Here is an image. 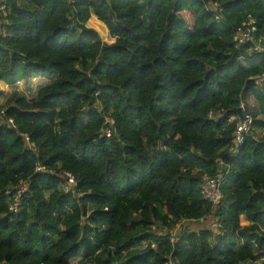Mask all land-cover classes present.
Masks as SVG:
<instances>
[{"label": "trees", "instance_id": "16d2710c", "mask_svg": "<svg viewBox=\"0 0 264 264\" xmlns=\"http://www.w3.org/2000/svg\"><path fill=\"white\" fill-rule=\"evenodd\" d=\"M6 2L0 82L51 83L0 107V264H264V53L234 42L249 18L264 37V0ZM242 102L255 131L232 156ZM201 219L217 232H172Z\"/></svg>", "mask_w": 264, "mask_h": 264}, {"label": "built area", "instance_id": "2783aa9c", "mask_svg": "<svg viewBox=\"0 0 264 264\" xmlns=\"http://www.w3.org/2000/svg\"><path fill=\"white\" fill-rule=\"evenodd\" d=\"M69 1H74V0H69ZM211 9L216 10L218 7V4H212L210 5ZM7 2L6 0H0V34H5L6 31L2 27V18L7 17ZM219 19V18H218ZM244 28L241 29L234 37V42L240 46L241 44L245 43H250L253 45L251 47L252 50L258 51L260 53H264V37H257V27H256V21L253 18H249L246 23L243 24ZM237 46V47H238ZM252 80L255 83V86L257 87H262L264 88V73H260L252 78ZM240 108L243 110L245 113V116L239 120L237 123V128L234 133V138H233V152L232 156H236L238 154L239 149L244 145L245 140L247 137L251 135L252 132L255 131L254 127V119L252 115H250L247 111L246 103L242 102ZM11 124L13 123V120H10ZM107 123H113L110 120H107ZM107 136L111 135V131L107 129L106 131ZM28 140V139H27ZM29 141V140H28ZM221 166L223 167L224 162H220ZM38 172L42 173L44 172V168L39 167ZM63 179H65V188H67L66 185L68 184H76L75 178L72 174L68 172H64L62 175ZM226 174L224 173H219L216 176H208L205 175L202 178L200 190L203 198L209 202L214 210H216L222 202L223 195H222V184L225 181ZM30 183L27 182H21L18 186L14 188V190H7L6 195L9 198V213L10 214H16L18 213L21 209V198L24 196V194L28 191ZM186 221H183L181 223H184ZM200 223H205L206 220L201 219L199 221ZM179 223L177 227L181 225ZM175 228V229H176ZM179 230V229H178ZM177 230V231H178ZM176 235V234H175ZM175 241V237H171V242L173 243ZM143 246L146 248L148 246L147 243H143ZM153 247H155L153 245Z\"/></svg>", "mask_w": 264, "mask_h": 264}, {"label": "rangeland", "instance_id": "374dc122", "mask_svg": "<svg viewBox=\"0 0 264 264\" xmlns=\"http://www.w3.org/2000/svg\"><path fill=\"white\" fill-rule=\"evenodd\" d=\"M96 21L98 23H101L102 26L97 24ZM87 27L97 31L100 34V37L104 43L113 44L115 42V39H113L110 36V32H109L107 26L105 24H103L102 22H100L96 16L93 17V15H92L90 21L87 23ZM50 83H51L50 80H47L45 78H38V79H34V80H25V81L20 82L19 84H17L16 86H13V87L7 86L4 89L5 91L0 89V91L4 92L3 96L0 98V107L4 106L7 102L8 97L15 92H17L21 96L27 98L29 101H33L36 98L38 91L41 88H43L44 86L49 85ZM0 84H3V82H0ZM247 102L250 106H252V107L256 106L257 107L256 99L253 96H249L247 99ZM82 118H84V117H82ZM75 185L76 184L66 185L67 186V188H65L66 191H69V189L74 188ZM217 221H218L217 219H210V220H207L205 223L184 222V223H181V225L179 227H177L176 229H173L172 232L174 234H177L180 231V229H182L184 227H185V229H188V230H195L196 228H198V226H204L206 228H209V229L217 232Z\"/></svg>", "mask_w": 264, "mask_h": 264}, {"label": "crops", "instance_id": "0c3cea01", "mask_svg": "<svg viewBox=\"0 0 264 264\" xmlns=\"http://www.w3.org/2000/svg\"><path fill=\"white\" fill-rule=\"evenodd\" d=\"M93 17H94V15H93ZM7 87V85L6 84H0V89L1 90H3V91H5L4 89ZM198 227H200V226H198Z\"/></svg>", "mask_w": 264, "mask_h": 264}, {"label": "clouds", "instance_id": "9594fccd", "mask_svg": "<svg viewBox=\"0 0 264 264\" xmlns=\"http://www.w3.org/2000/svg\"><path fill=\"white\" fill-rule=\"evenodd\" d=\"M195 223H199V221H198V222H195ZM182 229H183V228H182ZM182 229H180V231H181ZM180 231H179V233H180Z\"/></svg>", "mask_w": 264, "mask_h": 264}]
</instances>
